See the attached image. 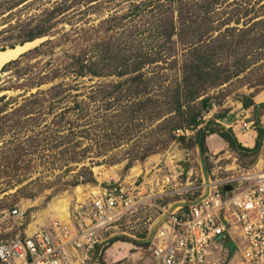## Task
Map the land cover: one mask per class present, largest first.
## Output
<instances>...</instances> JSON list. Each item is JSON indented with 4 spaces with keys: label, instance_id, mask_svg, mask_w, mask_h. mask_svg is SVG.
Wrapping results in <instances>:
<instances>
[{
    "label": "trees",
    "instance_id": "16d2710c",
    "mask_svg": "<svg viewBox=\"0 0 264 264\" xmlns=\"http://www.w3.org/2000/svg\"><path fill=\"white\" fill-rule=\"evenodd\" d=\"M34 1L0 0V18H13L9 24L15 30L0 48L46 36L0 67L20 79L10 84L18 92L0 93V171H14L25 155L37 152L54 165H66V171L91 149L98 155L132 141L125 148L126 168L171 141L203 153L212 132L249 157L242 166L256 159L264 101L254 102L251 95L264 86V70L242 80L253 90L237 98L242 107L252 106L257 133L251 146L215 120L223 113L202 115L218 102L214 97L225 84L240 73L246 77L251 58L264 57V1L234 0L228 12L224 6L214 9L222 0H45L33 8ZM103 11L110 12L99 16ZM177 127L190 131L175 134ZM83 181L94 182L85 164L60 180V187ZM12 184L6 181V187ZM104 241L96 246L98 255Z\"/></svg>",
    "mask_w": 264,
    "mask_h": 264
},
{
    "label": "built area",
    "instance_id": "2783aa9c",
    "mask_svg": "<svg viewBox=\"0 0 264 264\" xmlns=\"http://www.w3.org/2000/svg\"><path fill=\"white\" fill-rule=\"evenodd\" d=\"M251 121L242 120L240 126L246 128ZM143 171L151 177H142L140 187L106 183L67 209L66 218L50 217L29 231L0 237V264H95L96 246L105 239L107 228L152 196L174 194L180 196L154 203L147 264H211V246L220 239L235 246L236 264H264V136L256 159L247 167L211 165L209 173L200 172L193 179L187 170L181 176L179 164L169 166L163 160ZM7 215L20 224L25 208L11 206ZM5 221V214H0V227Z\"/></svg>",
    "mask_w": 264,
    "mask_h": 264
},
{
    "label": "rangeland",
    "instance_id": "374dc122",
    "mask_svg": "<svg viewBox=\"0 0 264 264\" xmlns=\"http://www.w3.org/2000/svg\"><path fill=\"white\" fill-rule=\"evenodd\" d=\"M43 1L45 0H36L31 4V7L34 8ZM116 1L120 2V0ZM229 1L231 3L227 4ZM232 2L234 3V0H222L218 4L219 6H215L214 9L224 6L225 11L228 12V10L234 7ZM124 4L121 2V5ZM122 8H118L116 12H120ZM110 11H103L99 16H104ZM70 13L71 10L67 11L65 16L68 17ZM99 16L94 17L91 21L95 22ZM13 21V18L9 20L0 18V44L8 43L14 38L15 30L9 24V22ZM229 24L231 25L233 22L230 21ZM235 25L240 26L241 23L238 22ZM63 28H69L68 23L64 22ZM40 41H37L35 44ZM22 43H15L12 47ZM7 47L11 46H5L0 48V50ZM251 59L253 63L250 64L249 70H245L246 77H241L242 73H240L238 77L232 78L229 83L223 84L224 87L221 89V92H223L222 95L214 97V99L219 100L218 102L215 101L212 103L208 110L203 113L204 118L212 116L215 113H223L224 115L222 117H216L215 120L231 129L232 124L237 121L241 122V117L245 113V110H247L244 120L251 119L250 125H254L252 106L248 105L244 108L237 100L239 93H248L253 90L252 86H247L246 83H242V80L253 79L258 73L264 70V57H253ZM19 80L14 79L10 69L0 70V93L18 92L20 89L11 85ZM90 81L84 80V84ZM263 88L264 86L253 92L251 96L254 95L257 97L258 95L255 93ZM260 113L264 115V109L260 108ZM258 118H260L259 115ZM231 131L234 133L232 129ZM209 134L205 136L206 150L203 153L199 152L197 146L184 147L178 141H171L163 149L148 154L142 160L133 159L132 163L126 168L123 167L127 156L125 148L132 141L111 146L107 152L98 155H94V151L91 149V152L88 153L90 157H85L82 161L76 163V167L66 171H62L66 165L57 166L50 163L47 159L48 157L43 155V153L40 154L37 152L36 154H30V156L25 155L19 164V168L6 173L0 171V188H5L0 191V197H2L0 199V214L4 213L6 220L0 227V237L13 235L23 230L29 231L36 225L46 223L50 217H64L56 213L55 206L58 205V200L67 202L65 207L67 211V209H71L74 203L85 200L88 194L96 191L97 187L106 183L124 182L125 184L140 187L139 184L142 177L144 179L151 177L149 173L144 174V168L149 167V165L157 161L162 163L164 160L169 166L170 164H179V170L182 172L181 176L187 170L192 173L191 176L193 179H197L200 172H202L203 176L209 173L211 165L231 169L244 167L242 165L249 158L248 156L237 154L218 133L212 132ZM213 151L215 153H212ZM116 157L118 158L116 161L108 163L110 158ZM81 164L88 165L94 182L83 181L60 187V180L71 177ZM135 166L139 168V171L136 174H131V168ZM13 173L16 174L14 175ZM58 174L59 176H57ZM58 177L59 179L57 180ZM17 178H19V181L15 180ZM6 181L9 183L12 181L13 184L6 187ZM21 185L24 187L23 190H16V187ZM24 192H31L33 194L31 196L21 195ZM155 198L157 197L152 196L149 203L135 208L132 212L126 214L121 220L116 222L114 226L107 228L103 232L106 237L102 243L101 251L97 256L95 264H147L149 258L148 238L152 231L156 214L154 203L157 201L154 200ZM14 205H21L25 208V215L20 224L12 216L7 215V210ZM112 235H117L118 237L106 242V239ZM209 255L211 264H236L237 250L233 243L227 239L217 240L215 245L211 246Z\"/></svg>",
    "mask_w": 264,
    "mask_h": 264
},
{
    "label": "crops",
    "instance_id": "0c3cea01",
    "mask_svg": "<svg viewBox=\"0 0 264 264\" xmlns=\"http://www.w3.org/2000/svg\"><path fill=\"white\" fill-rule=\"evenodd\" d=\"M255 94H257L258 96L257 97L254 96V95H253L254 97L251 96V98H252V100L254 102L264 101V88L261 89L259 92L255 93ZM261 108L264 109L263 107H261ZM246 113H247V110H245V113L241 117V121H242V119L244 120V117L246 116ZM259 116H260V118H258V122H259L258 124H260L261 126H263L260 121H262V120L264 121V115H263V113H260ZM246 120L251 121V119H246ZM250 124L246 128L240 126V121L239 122L237 121L236 123H234V124L231 125V129L234 132L233 133L234 136L236 137V139L242 145H245V146H251L254 143L255 135L257 133L255 124L254 125H250ZM225 127H227V126H225ZM209 135H211V134H209ZM215 145H214V147H215ZM148 260H149V258H148Z\"/></svg>",
    "mask_w": 264,
    "mask_h": 264
},
{
    "label": "bare ground",
    "instance_id": "6f19581e",
    "mask_svg": "<svg viewBox=\"0 0 264 264\" xmlns=\"http://www.w3.org/2000/svg\"><path fill=\"white\" fill-rule=\"evenodd\" d=\"M38 39H33V40H30L28 42H24L22 44H17L13 47H7L5 49H1L0 50V67L2 66L3 67V63L11 58H14L16 57L21 50L31 46L32 44H34L35 42H37ZM24 53V52H23ZM21 53H19L20 55ZM3 64V65H2ZM139 168L137 166L135 167H132L131 168V174H136L137 171ZM66 201L64 200H58V205L55 206V210H56V213L60 216H66Z\"/></svg>",
    "mask_w": 264,
    "mask_h": 264
},
{
    "label": "water",
    "instance_id": "95a60500",
    "mask_svg": "<svg viewBox=\"0 0 264 264\" xmlns=\"http://www.w3.org/2000/svg\"><path fill=\"white\" fill-rule=\"evenodd\" d=\"M43 37H45V36H39V37H34V38H38V41H40L41 39H43ZM34 38H32V39H34ZM32 39H29V40H32ZM35 43H36V42H35ZM35 43L32 44L31 46L35 45ZM31 46H29V47H27V48L21 50L19 53H21V52L27 50V49L30 48ZM19 53H17V54H19Z\"/></svg>",
    "mask_w": 264,
    "mask_h": 264
}]
</instances>
